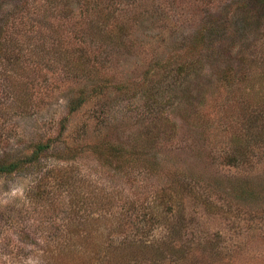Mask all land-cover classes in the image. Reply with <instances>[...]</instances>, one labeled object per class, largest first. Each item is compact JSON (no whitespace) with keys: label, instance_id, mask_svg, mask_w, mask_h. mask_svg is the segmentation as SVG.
<instances>
[{"label":"rangeland","instance_id":"1","mask_svg":"<svg viewBox=\"0 0 264 264\" xmlns=\"http://www.w3.org/2000/svg\"><path fill=\"white\" fill-rule=\"evenodd\" d=\"M113 1L0 0V159L50 146L39 162L0 174V264H88L102 256L99 245H154L169 240L159 210L176 224L179 209L186 228L177 242L198 243L187 264H264V80L236 78L249 59L253 74L264 66V7ZM109 6L129 28L119 41H96L89 19ZM76 50L92 60V80L69 70L65 58ZM81 92L84 102L70 112ZM160 116L176 128L145 150L132 137ZM238 134L249 136L252 157L227 164ZM92 144L134 149L139 161L106 162ZM243 184L258 194L241 199ZM208 240L220 245L216 253ZM114 250L128 260L147 254L136 245Z\"/></svg>","mask_w":264,"mask_h":264},{"label":"trees","instance_id":"2","mask_svg":"<svg viewBox=\"0 0 264 264\" xmlns=\"http://www.w3.org/2000/svg\"><path fill=\"white\" fill-rule=\"evenodd\" d=\"M111 3H113V0H110ZM253 3H257L259 7H264V0H255ZM252 3V4H253ZM114 9L111 8L110 6L107 7L105 10L98 9L96 8L95 11H93V18L89 19L91 20L90 24L87 26L92 32L90 33L91 37H93L96 41H112L113 40H120L121 36L123 35L124 32L127 31L128 24L123 21L120 17L116 16L114 13ZM6 40L0 36V48H2V43L5 42ZM87 56L85 53L81 52L80 50L77 52L73 51L71 54L70 58V63L68 60V57L65 58V61H68V66L69 70L73 71L78 74L82 75H87L90 80H92V72L95 70L92 66V60H88L86 58ZM248 59V58H246ZM242 66V70L240 72V77L236 74V78H241L239 81L247 80L248 82H251L255 77H257L260 80H264V66H260V71L256 72L253 74V69L256 66V63L254 62L253 59H249L247 62H245ZM259 74V75H258ZM223 79L225 80V83L231 84L233 83V74L230 71H226V73L223 75ZM106 81V80H105ZM103 85L102 83H100ZM94 88L96 91H101L102 88H100L99 85H95ZM91 88L90 92V97H93L96 94L95 89ZM86 98V94L84 92H81L76 99H73L69 102L68 104V110L70 112H73L77 110L82 103L84 102ZM258 112V111H255ZM263 121H261L262 123ZM175 124L172 122L167 116L164 117H159L158 119H153L147 126H141L139 131L134 133L133 135V140L138 143L139 146H145L146 148L149 147V143H153L158 140L159 135L161 134H167L169 132H173L175 130ZM161 133V134H159ZM261 133L259 132V137H261ZM249 139V136L242 137L241 134L236 135V144L234 146V150L228 155L227 161L225 163L231 164V165H241L242 163H245L252 157L251 153V148L248 145L247 142L244 140ZM88 146V145H87ZM86 148H90L91 151L100 159H104L106 162L110 161H115L120 163H124L128 159L130 161H139L138 158H132L131 155L135 151L134 149H131L129 152L128 148H124L123 146H115V145H106V146H100L96 144L89 145ZM50 146L46 142H37L32 146V150L30 151L29 155L25 156L24 158H17V159H0V174H11L14 172H17L21 170L24 165L29 166L31 163L34 164V162H39L40 158L46 157L45 153L49 150ZM135 148V147H133ZM139 153L142 151V148L138 150ZM137 151V152H138ZM68 152H71V148ZM146 153H151L150 150L144 151ZM141 159V157L139 156ZM152 166V164H151ZM52 176V175H51ZM64 178L61 176L58 178V182L60 185H64L63 180ZM245 184L241 185V189L239 191H242V193H245L244 196L241 199H245L247 197H255L258 194V189H254L253 187H248L249 190H244ZM233 189V188H232ZM183 190L185 193H188V195L191 197V199L197 200L198 203L204 204L207 209L213 210L214 212L220 213V210L222 207H220L219 210H215V204L211 202L209 199H205L201 197L200 194H197L196 191H192V188L190 185H185L183 186ZM181 189L180 192L182 194H179V190L176 191V201L178 199H181L182 196L184 195V192ZM250 193V194H247ZM184 197V196H183ZM179 203V202H177ZM72 204V203H70ZM161 207V206H160ZM159 207V209H160ZM179 213L177 215V223L172 224L169 220V217L167 214H163L160 212L157 214L160 219V224L164 225L166 229H168L169 233H167V238L169 240H164L160 243H153L154 245L149 244L147 242L139 241L136 242L135 240H131L128 243L120 242L116 245V247L112 246H100V251H102V256H99L97 258V253L92 254L90 256V261L88 264H149V263H157V262H165L163 258L169 259V264H187L191 263V258L192 257V263L196 261L195 255L192 253H195V250L197 248V244L193 245V240L189 239V242L186 244L178 243L177 242V237L183 235V232L186 228V224L184 223L183 220V213L179 209ZM161 241V240H160ZM217 244L214 241L208 240L207 242L205 241V244L203 246L208 247L210 253H216L217 250L216 248L219 247L220 245H215ZM131 246V245H136L137 250L140 253H147V254H140L137 255V258L134 260H128L124 259L118 255H114L116 253L115 249L118 248H124ZM96 248V247H95ZM94 248V249H95ZM112 251V252H111ZM65 253V250L63 251ZM166 253V254H165ZM220 253V252H219ZM118 254V253H117ZM194 255V256H193ZM194 260V261H193ZM137 261V262H134Z\"/></svg>","mask_w":264,"mask_h":264}]
</instances>
